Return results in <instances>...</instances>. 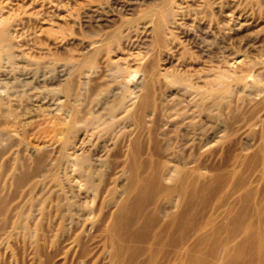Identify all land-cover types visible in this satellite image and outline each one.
I'll return each instance as SVG.
<instances>
[{
    "label": "bare ground",
    "instance_id": "bare-ground-1",
    "mask_svg": "<svg viewBox=\"0 0 264 264\" xmlns=\"http://www.w3.org/2000/svg\"><path fill=\"white\" fill-rule=\"evenodd\" d=\"M232 79L218 72L179 112H167L149 80L104 115L72 106L67 124L28 156L11 152L17 141H1L10 124L0 118V244L15 226L32 235L30 213L15 224L14 199L32 208L40 182L36 264L50 262L42 258L45 227L77 213L93 214L89 232L73 238L83 264H264V83L257 95L247 88L235 96ZM65 90L73 94L74 85ZM9 105L21 104L0 100ZM121 119L130 129L116 134ZM93 136L100 143L88 149ZM65 174L77 185L65 186Z\"/></svg>",
    "mask_w": 264,
    "mask_h": 264
},
{
    "label": "rangeland",
    "instance_id": "rangeland-1",
    "mask_svg": "<svg viewBox=\"0 0 264 264\" xmlns=\"http://www.w3.org/2000/svg\"><path fill=\"white\" fill-rule=\"evenodd\" d=\"M222 71L236 78L230 80L235 96L240 89L255 95L263 86L264 0H0V100L21 104L0 107V118L10 124L1 141H17L11 152L21 149L28 156L40 149L42 139L67 124L72 106L104 115L148 80L167 112L186 110ZM186 82L193 86L185 88ZM70 85L74 93L66 94ZM115 114L121 118L124 111ZM120 121L116 134L130 129L131 120ZM248 138L252 141L242 137ZM99 143L93 136L87 148ZM64 178L65 186L77 185L71 175ZM40 184L32 193L37 200L32 208L21 197L14 199L15 224L30 213L33 232L13 227L0 244V264L37 263ZM82 197L96 205L97 199ZM92 217L77 213L75 219L53 220L45 227L42 258L47 264H83L73 238L89 232Z\"/></svg>",
    "mask_w": 264,
    "mask_h": 264
}]
</instances>
